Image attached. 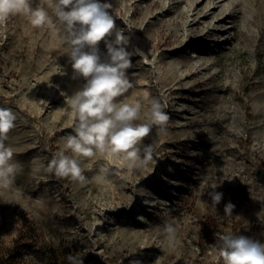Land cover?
<instances>
[{"label": "rangeland", "instance_id": "1", "mask_svg": "<svg viewBox=\"0 0 264 264\" xmlns=\"http://www.w3.org/2000/svg\"><path fill=\"white\" fill-rule=\"evenodd\" d=\"M105 2L134 53L132 87L117 101L140 102L135 123L144 124L158 99L169 120L143 138L146 165L97 153L83 159V185L47 172L73 133L67 101L84 81L72 79L54 14L42 27L11 16L0 27V107L16 113L5 143L22 171L0 188L1 244L23 240L21 264H48L50 249L83 264H223L220 235L264 242V0ZM214 187L223 193L216 209ZM165 224L176 229L171 246Z\"/></svg>", "mask_w": 264, "mask_h": 264}, {"label": "clouds", "instance_id": "2", "mask_svg": "<svg viewBox=\"0 0 264 264\" xmlns=\"http://www.w3.org/2000/svg\"><path fill=\"white\" fill-rule=\"evenodd\" d=\"M35 4V6H34ZM105 0H0V27L14 15H26L35 27L52 24L54 14L62 25V40L73 70L72 79L83 78L84 83L68 99L74 115L73 133L67 135L63 149L47 164V172L85 184L82 163L84 158L123 154L129 168L146 165L152 158L151 145L141 148V142L152 125L163 126L169 116L166 105L158 99L150 101V123H135L140 119L141 103H121L132 87L126 70L131 67L133 52L129 51L130 37L116 28L115 20ZM51 13V14H50ZM104 44L101 54L99 45ZM66 74V73H63ZM147 97V94H146ZM16 113L0 107V188L7 189L22 171L13 159L14 152L6 145L9 132L16 126ZM70 151L72 155L65 154ZM143 153V155H142ZM102 171L107 174L108 169ZM207 192L213 209L220 204L223 193ZM235 205L224 206L225 216H231ZM169 245H173L176 229L172 224L163 228ZM223 264H264V242L246 235L228 233L217 239ZM72 264H83L82 259L69 256ZM129 264H142L130 260Z\"/></svg>", "mask_w": 264, "mask_h": 264}, {"label": "trees", "instance_id": "3", "mask_svg": "<svg viewBox=\"0 0 264 264\" xmlns=\"http://www.w3.org/2000/svg\"><path fill=\"white\" fill-rule=\"evenodd\" d=\"M24 222L26 227L30 228L32 232H35V228L30 224L28 219L25 218ZM21 242H23V240H20V242L18 241L13 247L2 245L0 242V264H21L23 262L26 263V261L24 260L25 254ZM24 244H28V242L25 241ZM36 253L37 252H35V254ZM28 256H30V254ZM41 259H44V257H41ZM45 260L48 262V264H72L70 260L69 262H67V260L61 259L57 251L54 249H50L47 252Z\"/></svg>", "mask_w": 264, "mask_h": 264}, {"label": "bare ground", "instance_id": "4", "mask_svg": "<svg viewBox=\"0 0 264 264\" xmlns=\"http://www.w3.org/2000/svg\"><path fill=\"white\" fill-rule=\"evenodd\" d=\"M218 6H219V2L215 5V7H214L213 9H216ZM211 14H212V13L209 12V13L206 14V16H209V15H211Z\"/></svg>", "mask_w": 264, "mask_h": 264}]
</instances>
